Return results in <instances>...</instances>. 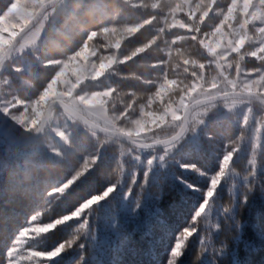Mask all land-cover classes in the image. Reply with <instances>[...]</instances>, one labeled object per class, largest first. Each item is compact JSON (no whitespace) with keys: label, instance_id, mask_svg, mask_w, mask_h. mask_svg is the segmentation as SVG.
I'll list each match as a JSON object with an SVG mask.
<instances>
[{"label":"trees","instance_id":"1","mask_svg":"<svg viewBox=\"0 0 264 264\" xmlns=\"http://www.w3.org/2000/svg\"><path fill=\"white\" fill-rule=\"evenodd\" d=\"M19 1L0 0V22ZM260 2L252 16L248 0H62L43 43L0 72V108L12 105L7 113L28 122L30 104L87 48L92 55L73 96L94 97L101 115L77 112L145 142L168 139L198 100L245 90L264 99L261 88L247 87L254 73L246 76L264 72ZM227 101L239 100L195 110L184 135L164 148L97 134L60 108L40 140L62 142L64 157L0 136V264L21 234L31 254L21 264H166L174 235L197 224L216 235L199 246L190 238L184 264H264V106L246 100L247 109L206 112ZM199 110L206 114L193 119ZM41 121L9 132L32 135ZM55 121L66 144L49 135ZM244 195L248 203L234 218L215 214Z\"/></svg>","mask_w":264,"mask_h":264},{"label":"rangeland","instance_id":"2","mask_svg":"<svg viewBox=\"0 0 264 264\" xmlns=\"http://www.w3.org/2000/svg\"><path fill=\"white\" fill-rule=\"evenodd\" d=\"M47 0H21L16 3L15 7H11V9L6 13L5 17L2 18L0 22V57L2 55L3 50L10 46L13 42L17 31L22 29L25 25H27L31 20L33 14L37 11L38 6L40 5V2L44 3ZM245 5L246 2H244ZM248 6L251 11V15L255 16L258 15L261 2L260 0H248ZM62 9L61 5H55L52 7L47 13L44 14V16L40 19V21L27 33H25L22 38L20 39L19 43L14 49L13 55L11 58H18L23 55H26L28 53L33 52L36 50L44 41V31L46 27L49 24H53L54 18L59 14L60 10ZM52 19V20H51ZM8 36L5 38H2L1 36L4 34H7ZM90 55H92V51H88L87 48H84L82 52L75 54L71 61L64 63L62 65L61 71L57 74V77H55L51 83L48 85L46 91L43 93V95L40 97V100L38 103H32L30 104V112H31V118L28 122L24 118L9 115L7 113V110L12 106H8L7 109L2 110L0 108V125L9 132V126L14 127V125L22 124V127L25 129L24 131H29V129L34 126L35 123H39V121L42 119L43 114L46 110L47 105H49V102L51 100L54 101H60L65 103L67 106L73 108L74 110H78V107H84L85 110H91L92 114L97 113L96 117L100 116L98 107L92 108V102L93 98H82V100H79L81 97L73 96L74 92L77 91L79 85L83 82L86 74V62L89 59ZM253 74V77L251 76ZM250 75L251 78L249 79V83L247 84L249 88H251L252 91H256L257 88H261L260 92L258 94L264 95V72L255 74V72H249L246 76ZM63 88L64 91H61ZM241 92V91H239ZM244 93L252 94L250 90L242 91ZM98 97V98H97ZM95 98L101 99L100 96H97ZM67 100L69 102H67ZM245 99H240L239 101H227L223 104H220L219 106H209L206 110V112L215 110L218 111V113L223 112V115L228 113L229 111H233L235 109H241L242 107L248 108V104ZM53 102V101H52ZM98 103V101H96ZM16 106H20L21 103H14ZM24 106V105H23ZM205 110H199L194 114L193 119H198L200 116L206 114ZM52 115V113H51ZM50 115V118H51ZM89 116V115H88ZM90 120L93 121L97 125H101V127L108 129L110 131H113L112 128L107 126L105 123H102L91 116ZM49 118V121H50ZM63 121H65L62 118ZM48 121V123H49ZM58 123V122H57ZM56 121L54 123V126L50 129L49 135H57L60 140L68 142L67 137L60 133V131H57V124ZM48 126V125H47ZM16 127V126H15ZM47 128V127H46ZM117 132V131H113ZM122 133V132H118ZM48 135V134H47ZM35 147L39 149L40 151L47 152V155H54L58 158L65 156V146L62 145H54L51 143L48 139V136L45 137L42 140H39L36 142ZM49 226L44 227V229H48ZM34 227L29 228L28 231H26V236H33L34 233ZM26 239L21 234L18 242L15 244V247L11 251L10 258L8 260V264H21V262H24L26 258H28L31 254L25 251V247L23 244L25 243ZM55 257V256H54Z\"/></svg>","mask_w":264,"mask_h":264},{"label":"water","instance_id":"3","mask_svg":"<svg viewBox=\"0 0 264 264\" xmlns=\"http://www.w3.org/2000/svg\"><path fill=\"white\" fill-rule=\"evenodd\" d=\"M60 1L62 0H51L47 4L42 6L41 9L32 18V20L19 31V33L14 38L13 42L9 46L6 53L0 59V72L6 67V65L10 61L13 55L14 49L19 43L22 36L25 33H27L30 29H32L40 21L43 15L47 11H49L52 7H54L57 3H59ZM232 99L252 100L264 106V99L262 97L255 95V94H248L244 92H228V93H224L221 95L201 99V100H198L190 104L187 107L185 114H184V122L182 126L180 127L179 131L174 136L168 139H164V140L145 142L139 139H135L124 133L113 132L108 129H105L95 124L94 122H92L87 117L83 116L82 114L74 110L73 108L67 106L65 103L60 102V101H53L47 106L45 114L42 118L41 124L38 130L34 134L28 135V136L15 135V134L8 132L0 125V136H2L5 139L11 140L12 142L17 143L18 145H22V146L35 144L41 139L42 135L44 134L46 127L48 125V121H49L52 110L54 108H60L67 115H69L79 124H81L83 127L97 134L104 135V136H107V137H110V138H113V139H116V140H119V141H122L128 144H131L132 146L138 149L146 150V149L164 148V147H167V146H170L176 143L184 135V133L186 132L188 128L191 115L195 110L201 107H204L206 105H210V104H214V103L226 101V100H232Z\"/></svg>","mask_w":264,"mask_h":264},{"label":"snow or ice","instance_id":"4","mask_svg":"<svg viewBox=\"0 0 264 264\" xmlns=\"http://www.w3.org/2000/svg\"><path fill=\"white\" fill-rule=\"evenodd\" d=\"M209 183L210 184L212 183L211 179L209 180ZM224 191H227V189H223V188L221 189V198H222V194ZM261 191L264 192V182L261 183ZM127 195L131 196L132 194L131 192H129L127 193ZM214 195H215L214 193H211V192L208 193V196H214ZM201 202L203 203V200ZM240 203H243V204L248 203V198L246 195H244L242 199L237 197L232 203V206L230 209L221 208L219 211L215 212V214L217 216L223 215L225 219L234 218L236 207ZM216 225L217 226L215 227V229L218 232L221 228V221L216 223ZM211 229L212 227L209 224H205L203 227L197 224L194 230L191 228L187 229V231L185 229H181L178 233L174 235L172 246L169 250L168 256L166 257V264H184L185 254L187 251L189 239L192 237H196L197 245L198 246L202 245L204 240L211 239L212 236L216 235V233L211 232ZM213 247L215 246L213 245ZM222 248L223 246H221V249ZM206 254L207 253L204 252V255ZM223 254H224L223 250L219 252H215V251L213 252V255H216L218 257H222ZM210 264H215V262H210Z\"/></svg>","mask_w":264,"mask_h":264}]
</instances>
